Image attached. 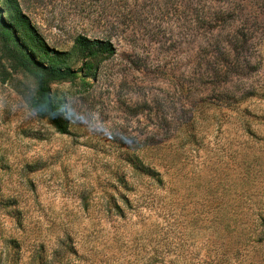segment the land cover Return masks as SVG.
Here are the masks:
<instances>
[{
  "label": "rangeland",
  "instance_id": "obj_1",
  "mask_svg": "<svg viewBox=\"0 0 264 264\" xmlns=\"http://www.w3.org/2000/svg\"><path fill=\"white\" fill-rule=\"evenodd\" d=\"M16 2L80 73L59 134L0 41V264H264V0Z\"/></svg>",
  "mask_w": 264,
  "mask_h": 264
},
{
  "label": "trees",
  "instance_id": "obj_2",
  "mask_svg": "<svg viewBox=\"0 0 264 264\" xmlns=\"http://www.w3.org/2000/svg\"><path fill=\"white\" fill-rule=\"evenodd\" d=\"M0 1L7 9H11L5 18L6 22L0 18V41L15 67L29 74L36 84L37 94L31 102V108L38 116L47 118L56 132L66 134L64 106L50 96L49 85L70 79L80 72L72 70L68 64L70 59L68 54L46 46L18 9L16 0ZM74 48L82 63L83 77H87L89 73H93L94 76L96 62L113 54L109 43L81 37L75 40ZM175 163L178 164L177 161ZM166 167L163 168L167 169ZM135 169L140 175H146L156 183H162V176L168 173V170H164L161 174L155 166L145 164Z\"/></svg>",
  "mask_w": 264,
  "mask_h": 264
}]
</instances>
